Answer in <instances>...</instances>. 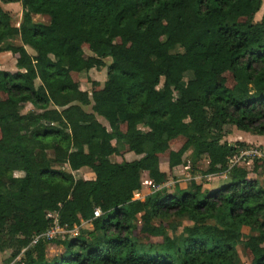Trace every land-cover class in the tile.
Returning <instances> with one entry per match:
<instances>
[{
	"label": "trees",
	"instance_id": "obj_1",
	"mask_svg": "<svg viewBox=\"0 0 264 264\" xmlns=\"http://www.w3.org/2000/svg\"><path fill=\"white\" fill-rule=\"evenodd\" d=\"M13 2L19 26L0 5V52L16 66L0 68L7 264H241L239 245L249 264H264V188L230 164L247 143L222 141L227 124L264 136V13L254 20L262 0H0ZM105 58L104 83L89 78L82 89L81 74ZM187 156L228 182L158 188ZM252 163L264 170L263 158ZM84 167L92 177L75 178ZM144 172L157 188L134 198ZM55 221L92 229L31 244ZM49 244L61 246L51 260Z\"/></svg>",
	"mask_w": 264,
	"mask_h": 264
},
{
	"label": "rangeland",
	"instance_id": "obj_2",
	"mask_svg": "<svg viewBox=\"0 0 264 264\" xmlns=\"http://www.w3.org/2000/svg\"><path fill=\"white\" fill-rule=\"evenodd\" d=\"M257 19H258V17L255 16L254 20H257ZM174 51H181V49L179 47H176L174 49ZM104 60H105V64H106L105 67H102L98 70L91 69L88 72L81 74L80 81H81L82 89L89 91V89H90L89 78L93 79V80H97L101 84L104 83V81L107 78V66L110 64L111 59L105 58ZM190 76H191L190 73L185 74L183 81L186 82ZM162 82H163V78H161V81H160V84L158 85V88L161 87ZM37 84H39V81L36 80V85ZM31 108H32V106L30 104H26L23 107L22 112H26L27 110H29ZM84 109L86 111H90V106H84ZM98 119L100 120V122L102 124H104L108 128V124L103 118L98 117ZM140 128L146 130V128H144V126H142V125H140ZM258 136H260V135L251 134V133L239 130L231 124H227L223 127L222 141H226L228 143L235 144V142H238V141H245V140L255 141V139ZM246 146L247 147L245 149H249V148L255 149V148H263L264 147L263 145L258 144V143H247ZM242 150H244V149H242ZM48 154H49V156H51L50 151H48ZM111 159L114 160V156H112ZM231 159L235 160L240 165L245 166V168L248 170L249 177L257 179L259 184L264 188V170L262 168L254 169L253 163H252V158L250 156L242 155L241 152L239 151V153L237 155H235L234 158L232 157ZM190 162H191L190 157L187 156L185 158L184 164H182L181 166H178L172 172L175 179L170 178L165 184L158 186V188H164L167 193H173V192H175V184H177L180 188H185L188 186L189 182L192 179L197 181L198 183H202V184L206 185L205 187L208 189L219 188L228 182V176H227V173L225 171H222L218 174L205 175L202 173L203 170L206 168V166H204L206 163H202L204 161L201 162V165H199L198 168L196 166H192L190 164ZM53 166H55V165H53ZM160 167L162 170H166L167 169L166 162L161 161ZM65 169L69 170L67 167H65ZM72 174L74 175L75 178H90V177H92V172L87 167L81 168L78 171H73ZM15 175L16 176H22L23 173L22 172H15ZM141 179H142V188L139 191L134 192V198H140L142 195L149 193L150 191L157 188L155 185H153L151 183L150 179L148 178L147 172H144L142 174ZM171 220L172 219H169L167 221H171ZM177 220H180V219H177ZM173 222L175 224L176 221H174V219H173ZM87 229H92L91 224H89L86 221H83L80 225L75 226L71 230L64 229V231L57 233L55 235V237H53V239L54 240H63L65 238H72V237H75L80 231L87 230ZM180 232H181V227L178 229H175V233H174L175 236H178L180 234ZM139 238L141 239V241H144V242L146 240V237L142 236V235ZM158 240H160V239H158V238L152 239V241H155V242ZM60 250H61L60 245H56V244L47 245L46 246L47 258L49 260H51L54 256H56L59 253ZM8 255H9V252L0 253V264H7ZM238 258H239V261L241 262V264H249L247 262L245 256H244L241 245L238 246Z\"/></svg>",
	"mask_w": 264,
	"mask_h": 264
},
{
	"label": "crops",
	"instance_id": "obj_3",
	"mask_svg": "<svg viewBox=\"0 0 264 264\" xmlns=\"http://www.w3.org/2000/svg\"><path fill=\"white\" fill-rule=\"evenodd\" d=\"M0 5L5 11H7L10 14L11 25L19 26L20 21H21V17H22L21 4L19 2H13V3H0ZM263 13H264V0H262L260 9L256 12L255 16H257L258 19H260V17L262 16ZM32 19H33V21H42V22H48L49 21V18L47 16H42V15H38V14H33ZM11 41L15 44L19 43L18 39H12ZM27 50L29 52H31L30 48H28V47H27ZM14 65H15V59L13 58L12 54L9 51L0 52V68L1 69H3V70H14V69H16V66H14ZM243 142L258 143V144H261L264 146V136H258L255 139V141L245 140ZM202 161H204V162H202ZM202 161H201L202 163H207L206 160H202ZM204 166H206V164ZM177 167L173 168V171Z\"/></svg>",
	"mask_w": 264,
	"mask_h": 264
},
{
	"label": "built area",
	"instance_id": "obj_4",
	"mask_svg": "<svg viewBox=\"0 0 264 264\" xmlns=\"http://www.w3.org/2000/svg\"><path fill=\"white\" fill-rule=\"evenodd\" d=\"M240 152L242 155L250 156L252 159L253 158H263L264 159V147L263 148H255V149H252V148L244 149V150H241ZM233 158H234V156H233ZM234 163H237V162L235 160L230 159V164H234ZM93 214L95 217L99 216L101 214L100 209L95 208L93 210ZM55 215L56 214H54L53 216L55 217ZM62 231H64V228L59 226L57 221H55L54 224L46 232L34 236V238L31 241V244H35L39 238H47V239L53 238V237H55V235L57 233L62 232ZM10 264H13V262Z\"/></svg>",
	"mask_w": 264,
	"mask_h": 264
}]
</instances>
